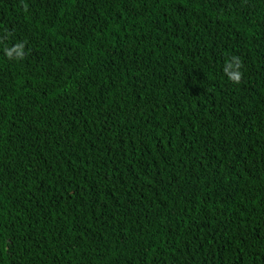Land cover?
<instances>
[{
	"label": "trees",
	"instance_id": "1",
	"mask_svg": "<svg viewBox=\"0 0 264 264\" xmlns=\"http://www.w3.org/2000/svg\"><path fill=\"white\" fill-rule=\"evenodd\" d=\"M0 264H264V0H0Z\"/></svg>",
	"mask_w": 264,
	"mask_h": 264
},
{
	"label": "clouds",
	"instance_id": "2",
	"mask_svg": "<svg viewBox=\"0 0 264 264\" xmlns=\"http://www.w3.org/2000/svg\"><path fill=\"white\" fill-rule=\"evenodd\" d=\"M241 76L242 73L239 71L229 73V78L234 82V83H240L241 81Z\"/></svg>",
	"mask_w": 264,
	"mask_h": 264
}]
</instances>
